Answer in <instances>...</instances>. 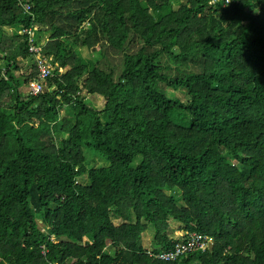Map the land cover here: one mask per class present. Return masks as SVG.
<instances>
[{
    "label": "trees",
    "instance_id": "1",
    "mask_svg": "<svg viewBox=\"0 0 264 264\" xmlns=\"http://www.w3.org/2000/svg\"><path fill=\"white\" fill-rule=\"evenodd\" d=\"M29 2L0 0V264H264V0Z\"/></svg>",
    "mask_w": 264,
    "mask_h": 264
},
{
    "label": "built area",
    "instance_id": "2",
    "mask_svg": "<svg viewBox=\"0 0 264 264\" xmlns=\"http://www.w3.org/2000/svg\"><path fill=\"white\" fill-rule=\"evenodd\" d=\"M30 0H18L19 4L22 6L24 12L28 13L32 9V4ZM235 0H210L211 5L223 2L225 5H229ZM90 25L89 23L87 24ZM36 29L37 27L24 28L22 29V34H28L30 52L36 54L38 73L35 78L31 79L28 84V91L30 95L36 96L40 93H43L48 89V79L52 77L55 65L52 61V58L44 54L43 48L45 43L36 44ZM23 72H20V75H23ZM213 240L206 235L199 233H190L189 237L183 241L177 243L174 248H171L160 253H151L150 256L153 259H157L160 262H173L179 260L183 257L195 253L198 251L207 252L211 251L213 248ZM42 253L45 255L48 250L44 246L42 248Z\"/></svg>",
    "mask_w": 264,
    "mask_h": 264
},
{
    "label": "rangeland",
    "instance_id": "3",
    "mask_svg": "<svg viewBox=\"0 0 264 264\" xmlns=\"http://www.w3.org/2000/svg\"><path fill=\"white\" fill-rule=\"evenodd\" d=\"M38 28L36 29V36L37 38L41 39V43H46V38L43 37L44 35H41L39 32H38ZM25 94L28 95L29 91L27 89V87H24L23 88ZM48 90V89H46ZM46 92V91H45ZM83 97L85 99H88V101L90 102V104L94 107H97L98 105V99H97V96H90V97H86V95H83ZM86 153H87V168L88 169H94V168H97V167H103V166H107L108 165V161L101 157L98 153H95L94 151L92 150H86ZM114 222L118 225L120 223V221H117V220H114ZM180 234H183L182 231H180L178 229V225L174 226V232L171 233V236L174 237V238H177V237H180L181 235ZM153 240V234L151 232H148L145 236V246L146 248L149 249L150 247V243L152 242Z\"/></svg>",
    "mask_w": 264,
    "mask_h": 264
},
{
    "label": "crops",
    "instance_id": "4",
    "mask_svg": "<svg viewBox=\"0 0 264 264\" xmlns=\"http://www.w3.org/2000/svg\"><path fill=\"white\" fill-rule=\"evenodd\" d=\"M180 235H182V234H180Z\"/></svg>",
    "mask_w": 264,
    "mask_h": 264
}]
</instances>
